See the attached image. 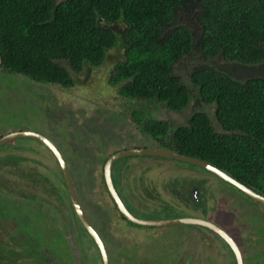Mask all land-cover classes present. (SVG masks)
Masks as SVG:
<instances>
[{"label": "rangeland", "instance_id": "374dc122", "mask_svg": "<svg viewBox=\"0 0 264 264\" xmlns=\"http://www.w3.org/2000/svg\"><path fill=\"white\" fill-rule=\"evenodd\" d=\"M120 57L116 50L110 51L100 67L86 68L69 89L38 84L0 70V138L16 132H34L56 146L68 165L86 217L101 238L109 236L118 241V248L108 244L110 264H142L145 259L150 263L158 258L162 260L159 264H170L168 259L173 260L172 255L183 246H179L182 238L175 235L181 228L173 227L160 234L124 220L106 190L102 167L106 158L116 152L161 148L131 121L134 113L168 123L171 134L186 124L193 110L205 111L215 122L214 108L199 104L196 97L180 113L169 111L156 101L124 99L108 85L110 72ZM201 61L194 54L176 66V75L193 92L190 73ZM243 75L238 77L243 79L249 74ZM141 163L159 174V184L151 182V176L138 173L143 172L142 167L133 165ZM121 177L133 181L130 187L137 196L135 202L128 200L130 187L120 184ZM112 180L127 210L146 220L178 215L208 219L207 210L213 208L215 201L209 191L224 189L229 203L223 198L215 203L225 228L221 227L240 244L246 264H264V207L217 176L180 161L129 156L113 164ZM151 183L156 194L154 188L150 189ZM196 185H205L198 205L191 201V190ZM207 194L213 197L211 203L205 198ZM156 205L159 209L150 212ZM196 205L199 209L195 211ZM0 206L2 216L7 209L13 217L8 220L7 229L6 220L0 219V241L9 237L11 242L7 249L3 244L0 264H101L94 242L75 215L55 159L39 142L19 138L0 147ZM200 237L210 241L204 233ZM213 246L215 251L210 253L203 242V264H221V258L227 261L218 244L213 242Z\"/></svg>", "mask_w": 264, "mask_h": 264}, {"label": "trees", "instance_id": "16d2710c", "mask_svg": "<svg viewBox=\"0 0 264 264\" xmlns=\"http://www.w3.org/2000/svg\"><path fill=\"white\" fill-rule=\"evenodd\" d=\"M112 50L121 57L108 85L124 99L180 113L196 97L214 108L215 122L193 110L171 134L134 113L143 134L264 196V0H0L3 72L69 89ZM194 54L202 61L190 73L193 92L175 70ZM3 215L7 229L12 216Z\"/></svg>", "mask_w": 264, "mask_h": 264}, {"label": "water", "instance_id": "95a60500", "mask_svg": "<svg viewBox=\"0 0 264 264\" xmlns=\"http://www.w3.org/2000/svg\"><path fill=\"white\" fill-rule=\"evenodd\" d=\"M1 66H2V58L0 55V68ZM19 138H27V139H31V140H35L39 142L45 148H47L50 151V153L54 156V158L56 159L60 167V170H61V173L64 179L65 187H66L68 196L70 198V201L72 203V206L74 208L77 218L79 219L82 226L84 227V229L87 231V233L90 235L95 245L97 246L100 252L103 264H110L108 254H107V251L105 249L102 239L100 238L98 233L94 230V228L92 227V225L87 220L84 214V211L79 202L75 187L73 185L70 171L68 169V166L62 154L59 152V150L50 140L34 132H16V133H11L6 136H3L0 138V147L10 142L11 140L19 139ZM129 156H156V157L167 158L170 160L180 161L186 164L198 166L202 168L203 170H206L207 172L216 175L220 180L235 187L236 189H238L239 191L247 195L251 200L264 206V196L263 195L256 193L254 190L239 183L238 181L234 180L233 178L228 176L223 171L213 167L211 164L203 160L193 158L190 156H186V155H182L180 153H177V152H174L168 149L141 148V149L124 150V151L118 152L112 155L111 157H109L103 167V178H104L106 189L113 203L115 204L116 208L126 220H128L129 222L133 224H136L139 226H147V227H152V226L158 227V226H164V225L167 226V225H173V224L201 225L203 227H206L212 230L217 235H219L223 240H225V242L228 244V246L233 251L237 264H244L242 254L238 246L236 245V243L230 238V236L226 232L222 231L219 227L215 226L214 224H211L206 221L193 220V219H180V220H174V221L146 220V219H142V218L135 217L134 215H132L125 208L122 200L120 199V196L114 186L112 176H111V168L114 162L123 157H129Z\"/></svg>", "mask_w": 264, "mask_h": 264}, {"label": "flooded vegetation", "instance_id": "af4514ba", "mask_svg": "<svg viewBox=\"0 0 264 264\" xmlns=\"http://www.w3.org/2000/svg\"><path fill=\"white\" fill-rule=\"evenodd\" d=\"M146 136H148L149 138H152V137H150L149 135H146ZM153 139V138H152ZM153 140H155V139H153ZM160 144V143H159ZM162 149H167V148H163V147H161ZM116 153H118V152H116ZM116 153H114V154H116ZM114 154H110L107 158H106V160L105 161H107V159L109 158V157H111V155H114ZM53 156V155H52ZM154 157H156V156H154ZM53 158H54V156H53ZM162 158V157H161ZM55 159V158H54ZM165 159H167V158H165ZM120 160V159H119ZM168 160H170V159H168ZM55 161H56V159H55ZM104 161V162H105ZM116 162H118V160L117 161H115L114 163H116ZM56 163H57V161H56ZM67 164V163H66ZM57 165H58V163H57ZM105 165V164H104ZM68 166V165H67ZM113 166V165H112ZM134 167L135 166H140V167H142V169H143V172H140V171H138V173H142V174H144V176L145 177H152L151 179H150V181L151 182H154L155 184H159V182H160V180H161V178H160V176H159V174L158 173H154L153 171H152V169H150V167H147V165L146 164H144V163H141V165L140 164H135V165H133ZM104 167V166H103ZM103 167H102V170H103ZM58 168L60 169V167H59V165H58ZM69 169V168H68ZM173 169L174 170H177L178 171V169L177 168H175V167H173ZM181 169V168H180ZM61 171V170H60ZM180 171V170H179ZM206 171V170H205ZM212 174V173H211ZM214 175V174H213ZM111 176H112V168H111ZM161 176H163V177H165L164 175H161ZM216 176V175H215ZM138 177H139V174L138 175H136V179H138ZM141 178V177H140ZM104 179V178H103ZM64 180V179H63ZM222 181V180H221ZM119 182H120V184L121 185H126L127 184V186H131V183L133 182L130 178L129 179H127L126 177H121V179L119 180ZM222 182H224V181H222ZM114 183V182H113ZM225 183V182H224ZM65 184V183H64ZM227 184V183H226ZM229 185V184H228ZM205 186V185H204ZM204 186H202V185H196V186H194L193 188H192V190H191V196H192V198H191V201H193V202H195L197 205H198V201H199V199H200V197H201V188L202 187H204ZM128 187V188H129ZM151 188H154V190L153 191H155V194H156V188H155V186L151 183L150 184V189ZM216 188V187H215ZM217 190L216 191H214V192H212V191H209L210 192V194L212 195V196H215L214 198H215V201L213 202V204H215L219 199H221V198H223L225 201H227L228 203H229V200H228V196H226L225 194V190L224 189H219V188H216ZM107 190V189H106ZM108 192V191H107ZM159 192H161V191H159ZM119 194V193H118ZM228 195V194H227ZM110 196V195H109ZM120 196V195H119ZM212 196H208V194L207 195H205V198H206V200L207 201H209L210 203H211V201H212V199H213V197ZM247 196V195H246ZM136 194L133 192V189H132V187H130V190H129V193L127 194V198H128V200H130V201H132V202H135V200H136ZM248 197V196H247ZM111 198V197H110ZM145 198V197H144ZM70 199V198H69ZM121 199V198H120ZM146 199V198H145ZM146 200H148V199H146ZM253 201V200H252ZM71 202V201H70ZM255 202V201H254ZM256 203V202H255ZM124 204V203H123ZM211 205L213 208L212 209H208L207 211H210L208 214H209V216H208V219H205V220H203V219H201V218H198V217H196V216H193V215H186V216H180V215H178V216H175V218H170V219H162V221H174V220H180V219H193V220H201V221H206V222H209V223H211V224H214L215 226H217V227H219L222 231H224V232H226L224 229H223V227H224V224H223V222L218 218V214H219V208H218V206H217V204H215V205ZM256 204H259V203H256ZM71 205H72V203H71ZM195 206V211H196V209L198 208L199 209V207L198 206ZM259 205H261V204H259ZM210 205H209V207H211ZM262 207H264L263 205H261ZM72 208H73V206H72ZM115 208H116V206H115ZM125 208H126V206H125ZM159 209V207L156 205V206H152V208H151V210H150V212L151 211H153V209ZM127 209V208H126ZM73 210H74V208H73ZM116 210L118 211V209L116 208ZM173 211V210H172ZM75 212V211H74ZM119 212V211H118ZM120 213V212H119ZM85 214V213H84ZM121 214V213H120ZM76 215V214H75ZM86 216V215H85ZM122 216V215H121ZM87 218V217H86ZM122 218L124 219V220H126L123 216H122ZM79 220V219H78ZM87 220H88V218H87ZM89 222H90V220H88ZM128 221V220H127ZM158 221H160V220H158ZM80 222V221H79ZM129 222V221H128ZM129 223H131V222H129ZM80 224H81V222H80ZM90 224L92 225V223L90 222ZM131 224H133V223H131ZM134 225H136V224H134ZM81 226H82V224H81ZM139 226V225H138ZM221 226H223V227H221ZM83 227V226H82ZM93 227V226H92ZM141 227H147V226H141ZM173 227H180L181 228V230H178V231H175V232H177L175 235H177V239L178 238H182V239H180L179 241V246H182L181 247V250H180V248H179V251H178V253L177 254H175L174 256L172 255V258H173V260H170V259H168L169 261H170V264H203V255L204 254H202V249H204L203 248V242H205L206 243V246L208 247L207 248V250H208V252H210L211 250H213V251H215V247L213 246V242H216L217 244H218V249L219 250H221V252H222V257H227V258H225V259H227V261H225L224 260V258H221L222 260H221V264H237V262H236V259H235V256H234V254H233V251L231 250V248L228 246V244L225 242V240H223L219 235H217L215 232H213L212 230H210V229H208V228H206V227H203V226H201V225H198V224H173V225H164V226H158V227H155V226H152V227H148V228H152V229H154L155 230V232H154V230H151V231H153V233H158V231L160 232V234L162 233V232H164V231H169V230H172V228ZM94 228V227H93ZM225 228V227H224ZM83 229H84V227H83ZM162 229V230H161ZM186 229H190V230H186ZM94 230H95V228H94ZM84 231H85V233L88 235V237L90 238V240L91 241H93V239L90 237V235L87 233V231L84 229ZM96 231V230H95ZM97 232V231H96ZM202 233H204L207 237H209V239H210V241H207L206 239H203V238H201L200 236H201V234ZM227 233V232H226ZM228 234V233H227ZM99 235V234H98ZM229 235V234H228ZM100 236V235H99ZM230 236V235H229ZM101 238V237H100ZM230 238L236 243V245L238 246V248H239V250H240V252H241V254H242V257H243V262H244V264H246V262H245V260H244V256H243V252H242V250H241V246H240V244L237 242V240H234L231 236H230ZM102 241H103V244H104V246H105V249H106V251H107V254H108V244L110 245V243L113 245V244H115L113 247L114 248H118V241H116V240H114V239H112L111 240V237H106V238H104L103 236H102ZM104 239H106V240H104ZM204 240V241H203ZM94 242V241H93ZM95 244V243H94ZM96 246V245H95ZM194 246V252L192 251V247ZM210 247H212V249H210ZM191 248V250H188V249H190ZM96 250H97V252H98V255H99V258H100V261H101V264H103V262H102V258H101V255H100V252H99V250H98V248H97V246H96ZM219 250H218V254H219ZM207 252V253H208ZM211 253V252H210ZM168 257H169V255H168ZM108 258H109V255H108ZM164 260H166V256L164 257ZM160 261L162 262V260H159V258L154 262L153 260L149 263L148 262V259H145L144 261H143V263L142 264H159L160 263ZM174 261V263H172ZM109 262H110V259H109Z\"/></svg>", "mask_w": 264, "mask_h": 264}]
</instances>
